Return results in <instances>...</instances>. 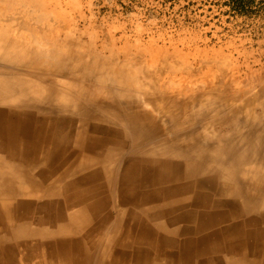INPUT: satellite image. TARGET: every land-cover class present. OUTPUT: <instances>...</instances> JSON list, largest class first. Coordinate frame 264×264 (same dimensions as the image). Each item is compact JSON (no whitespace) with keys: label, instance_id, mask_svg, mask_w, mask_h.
<instances>
[{"label":"rangeland","instance_id":"1","mask_svg":"<svg viewBox=\"0 0 264 264\" xmlns=\"http://www.w3.org/2000/svg\"><path fill=\"white\" fill-rule=\"evenodd\" d=\"M24 1L0 0V18L10 9L21 7L22 12L14 13L10 23L20 27L22 18L26 27H44L46 31L52 27L54 33L60 31V41H67L64 51L78 48L90 54L93 50L95 54L88 60L101 57L111 61L125 76L134 78L131 85L142 84L152 94L160 92L158 77L161 81L171 79L178 86L168 87L167 93L175 95L182 86V93L189 90L187 96L197 89H204L196 92L197 96L204 94L211 83L224 80L218 78L219 62L223 60L228 62L226 75L238 77L230 73L235 67L245 76L250 68L249 72H256L251 78L254 82L264 80V0ZM36 42L34 49L45 48L46 55V46ZM49 48L46 58L54 60ZM143 67L149 68L153 81L140 74ZM1 69L9 70L4 66ZM236 77L233 87L238 81V88L252 81ZM248 84L253 90L258 87ZM7 92V86L1 83L0 100ZM10 107L9 103H0V120L5 119L3 111ZM9 115L7 123L22 130L23 124L16 123L15 114ZM194 122L193 129L205 141L221 143L225 138V125L213 114ZM3 131L0 128V159L5 162L0 163L1 264H235L243 256L247 260L264 259L263 241L257 231L264 229V218L255 219L258 212L249 213L240 201L220 193V189L231 188L223 184L229 172H203L185 179L181 155L166 153L162 170L136 179L142 170L128 169L127 165L146 155L135 152L127 136L121 148L98 142L100 155L107 150L113 152L109 151L112 156L108 162L113 163L110 169L91 167L90 157L99 156L88 153L79 163L61 169L52 156L44 167L36 164L43 152L40 144L37 150L33 147L22 153L8 144ZM198 180L201 183L195 184ZM185 184L189 187L184 188ZM83 194L87 195V215H79L78 206H74ZM229 227L240 245L230 237ZM22 231L26 233L22 235ZM56 237L63 239L62 244L54 242Z\"/></svg>","mask_w":264,"mask_h":264},{"label":"bare ground","instance_id":"2","mask_svg":"<svg viewBox=\"0 0 264 264\" xmlns=\"http://www.w3.org/2000/svg\"><path fill=\"white\" fill-rule=\"evenodd\" d=\"M18 1L21 4L26 3L24 0ZM22 10L21 7L10 9L0 18V66L9 69L0 70V84L8 88L0 103H9L11 106L9 110L3 111L5 119L0 120V128L4 130L8 144H13L22 153L33 150V147L37 150L36 147L40 144L43 152L39 155V163L36 164L44 167L50 164L52 156L56 157L61 169L63 165L75 161L79 163L88 153L99 156L90 157L91 167L97 166L107 170L113 167V163L111 165L108 162V158L112 156L111 151L107 150L100 155L98 142H109L121 148L123 137L127 136L136 148L135 152L141 151L146 155L127 165L128 169L135 167L142 170L137 173L136 179L140 176L146 179L152 171L162 170L166 166L162 160L163 154L178 153L184 164L185 179H191L193 175L203 172H229L230 176L224 179L226 182L223 184L231 188L220 189V193L232 197L233 201H240L249 213L258 212L259 215L255 219L264 218V80H256L257 83L260 82L257 85L256 81H253L255 78L251 79L256 75L254 70L249 72V68L248 73L242 72L246 75L241 76L240 69L236 71L237 68L234 67L235 70L230 73L234 72L239 76L226 75L228 62L223 60L219 62L221 75L217 76L224 77V80L219 79L213 85H208L210 89L204 94L197 96L195 93L202 89L197 91L193 87L195 92L190 85L188 88L192 93L190 91L189 96L186 93L189 90L182 93L181 85L177 94L167 93V88L174 89L176 83L171 79L169 82L167 78L161 81L159 77L156 80L159 81L160 92L152 94L146 87H142V84L141 87L138 84L131 85L130 82L134 78L125 76L111 61H104L101 57H94L92 62L88 60V56L95 54L92 49L90 54L78 48L74 51H64L67 41H60L59 30L54 33L52 27L47 31L44 27H26L22 18L20 27L10 23L14 13ZM36 40L41 47L46 46V55L43 54L45 48L34 49L33 42L37 43ZM48 48L52 51L54 60L46 58L50 54L47 53ZM234 63L236 64L233 61ZM148 69L143 67L140 74L145 73L153 81ZM260 76L261 74L259 78ZM235 77L236 80L246 77V80L252 81L245 83L242 88H238L241 82L238 81L237 87L235 85L234 88L231 85L235 82ZM252 82L258 86L254 90L247 86L248 83L253 84ZM12 113L16 116V123L23 124L22 130L20 126L19 130L7 123L6 120L10 119L8 116ZM210 114L225 125V138L221 143L205 141V137L198 135L196 128L193 129L194 120L206 118L208 115L210 117ZM95 123L107 126L102 128L94 125ZM19 137H22L21 141ZM35 137L39 138L34 139ZM149 143L152 144L151 147ZM61 155L66 158L62 159ZM0 163L5 164L2 159ZM31 180L32 178L28 179V182ZM209 181L214 182L212 179ZM6 183L7 180L4 185ZM216 184L218 185L217 182ZM186 187L189 185L185 184L184 188ZM2 193L0 191V195ZM86 196L83 194L78 205L74 204L75 208L78 206L79 215H87ZM17 197L20 199L19 195ZM26 204L28 205L27 202ZM89 210L91 212V209ZM92 211H95V207ZM256 222L258 220H254V223ZM227 230L233 241L240 245L232 227ZM257 231L264 248V229ZM21 233L23 235L26 232ZM62 241L63 239L56 237L54 242L62 244ZM247 244V241L243 244L246 250ZM11 251L9 250V253ZM2 252L0 250V254ZM119 253L124 254L123 251ZM261 260L262 257L247 260L243 256L235 264H259ZM1 262L0 256V264ZM261 263L264 264V259Z\"/></svg>","mask_w":264,"mask_h":264}]
</instances>
